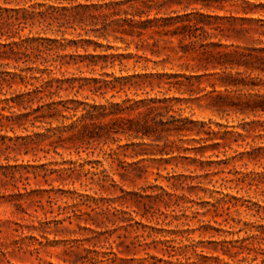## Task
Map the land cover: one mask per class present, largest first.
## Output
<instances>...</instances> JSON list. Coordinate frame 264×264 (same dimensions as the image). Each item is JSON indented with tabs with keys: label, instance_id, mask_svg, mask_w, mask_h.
<instances>
[{
	"label": "rangeland",
	"instance_id": "obj_1",
	"mask_svg": "<svg viewBox=\"0 0 264 264\" xmlns=\"http://www.w3.org/2000/svg\"><path fill=\"white\" fill-rule=\"evenodd\" d=\"M126 1L88 3L121 2L119 9L137 14L164 2ZM85 3L0 0V8L38 12ZM167 4L157 15L154 8L141 15L152 28L140 37L113 32L114 24L103 33L100 25L0 21V73L25 72L29 82H0V264H195L202 256L207 264H264V113L248 107L264 87L221 85L226 75L241 79V73L247 83L264 86V73L217 61V52L264 47V0ZM26 38L56 41V53L43 56L63 57L60 70L58 62L41 57L16 62L9 45ZM121 54L140 56L141 63L111 65L99 58ZM44 66L54 77L76 79V87L53 84L26 108L2 101L42 85ZM132 74L163 75V82L183 85L154 80L152 90L104 87V81ZM216 95L222 108L213 106ZM127 98L172 100L162 120L188 118L189 127L205 124L203 130L213 133L104 134L90 125L128 126L110 118H86L85 128L62 131L89 106ZM118 117L132 119L134 112Z\"/></svg>",
	"mask_w": 264,
	"mask_h": 264
},
{
	"label": "trees",
	"instance_id": "obj_2",
	"mask_svg": "<svg viewBox=\"0 0 264 264\" xmlns=\"http://www.w3.org/2000/svg\"><path fill=\"white\" fill-rule=\"evenodd\" d=\"M106 1V0H102ZM130 0L126 1L129 3ZM162 4L156 5H147V11H142L141 13H132L128 12L127 10H121L118 7L122 5L121 2H107L104 4H96V3H88V0H85V4H78L75 6H56L51 5L45 11H38L35 12V7H30L29 9H7L0 8V21H10L13 20L14 22H10L12 25L20 26L21 24H25L29 20L39 21L42 20L43 23H46L45 26H52L56 25L58 28L60 27H83V26H91L95 28L97 25H100L103 33L108 32L111 29L112 25L116 26V29L112 31L120 34H127V35H135L136 37L142 36L146 31L152 28L151 20H141V15L146 14L148 17V12L151 9H156L155 15H157L161 9L168 5L167 2L171 0H163ZM211 1V0H208ZM213 1V0H212ZM214 2L221 3L222 0H214ZM247 4V3H246ZM188 6V4H187ZM264 9V5L260 6ZM129 8L133 9L134 6H129ZM120 12L124 13V18L118 19ZM6 13V14H4ZM200 16L203 17L202 14ZM138 17V21H135V18ZM187 17V16H186ZM164 21V20H163ZM41 23V22H40ZM2 23L0 22V25ZM43 25V24H41ZM100 34L99 37H104V34ZM56 41L50 39H43V38H26L22 40L20 43H13L10 44V54L15 57L16 62H23L24 64L31 63V57H41L44 63L52 62L56 64L54 68H58L57 72L60 70L62 66L61 60L63 57L59 56L58 54L54 59L51 61L44 58L43 55H49L51 52H54L58 49L56 45ZM61 44V43H59ZM56 53V52H54ZM218 54V63L222 66L230 65V66H245L248 67L250 65H254L256 69L260 70L264 73V47L263 48H252L248 53H238L237 51H224V52H217ZM93 57H90L92 59ZM103 59H110V64L114 65L117 62L120 66H124L128 60L134 59L133 67H137L139 63H141L142 57L136 55H110L99 57ZM106 61V60H104ZM126 61V62H124ZM145 61V60H144ZM92 65H97L96 61H92ZM101 69L107 67L106 64L100 66ZM253 67V66H252ZM30 66L28 70H30ZM38 70V68H36ZM39 71V70H38ZM42 73H46L48 79L42 83V85L35 87V88H27L23 92H19L14 94L12 97L2 100L5 102L9 107V102L16 104L18 106L27 107L26 105L33 101L34 96L39 94H43L47 88L52 87L53 84H60L67 83L71 89H74L76 79H62L63 75H60V78L54 77L56 72L53 69H49L48 66H44L43 70H40ZM23 72V71H21ZM236 76H241V79H237L233 75H226L225 78L227 81L221 82L223 86H232L238 87L242 86L243 89L247 88H254V87H264L260 86V84H255L254 82L247 83L246 79L242 77L241 73H236ZM26 73H10V72H1L0 73V82H9L11 79L19 78L25 85L28 84V80L26 79ZM34 78V77H32ZM169 77H167L168 79ZM189 83V78H184ZM80 81V79H78ZM154 80H158V85L162 83L170 87H180L183 83L179 81L175 82H163V75L158 74H132L127 77H113L110 82L104 81L105 88L115 89L118 85L119 89H142L143 87H150L153 89ZM95 84L100 83V80H93ZM264 85V81L262 82ZM83 85L80 83L78 85L81 88ZM103 86H99L95 88V91H98ZM192 93V91H190ZM42 99V97L40 98ZM214 102L213 106L215 108H222L223 105L220 104L217 106V103L221 101V97L218 95L211 98ZM172 100L160 99V98H149V99H141V100H134V99H124L120 103L116 102H107L105 105H92L89 106V110H86V114L82 115L80 118L76 119V121L69 126L63 128L62 131L66 130H74L77 129L79 126L85 128L86 125L84 124L86 118H90V120L96 119H114L113 122L119 120V122H126L128 124L127 127H120V129L110 128L107 127L105 124H97L95 121L91 122L90 125L98 128L100 131H104V134H110L112 132L123 134H185V133H205L211 134L213 131L203 130L206 126L205 124H200L199 128L195 126L189 127L188 125L194 124L188 118H177L174 115H169V119L166 121L162 120V117L168 115L169 112L173 109V106L169 103ZM71 103H75L71 101ZM66 109L76 110L78 106L73 108L67 107L66 103L62 104ZM250 107L253 111H260L264 113V94H257L255 99L253 100L252 106ZM217 108V109H218ZM85 109V108H84ZM177 109L176 111H179ZM97 112V113H96ZM126 112H134V117L132 119L118 117L120 114H124ZM75 116V115H74ZM210 128V127H208ZM196 129V130H195ZM85 131V130H84ZM91 133V132H90ZM226 133V132H225ZM98 134V133H96ZM200 263L195 264H207L206 257H200Z\"/></svg>",
	"mask_w": 264,
	"mask_h": 264
}]
</instances>
